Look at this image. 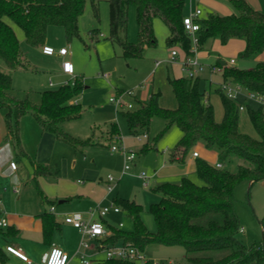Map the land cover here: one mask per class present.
Here are the masks:
<instances>
[{
  "label": "trees",
  "instance_id": "trees-1",
  "mask_svg": "<svg viewBox=\"0 0 264 264\" xmlns=\"http://www.w3.org/2000/svg\"><path fill=\"white\" fill-rule=\"evenodd\" d=\"M88 0H0V60L11 71L27 70V60L21 52L20 39L11 25L18 26L26 42L37 48L46 43L51 26L62 27L68 39L80 38L79 19ZM98 19L99 1L89 0ZM237 14L221 16L210 13L200 17L198 50L209 40L226 45L232 39L245 41L244 58H254L264 52V13L255 10L246 0H227ZM110 6V40L122 49L124 58L142 57L145 48L156 47L154 20L160 18L169 29V47L179 45L189 56L192 39L183 26L187 0H107ZM136 11L138 40L131 43L126 38L129 9ZM91 34H95L92 30ZM223 63V64H221ZM224 83H232L264 99V61L251 69L228 66L221 60ZM168 81L177 100L176 108L160 104L161 91H153L148 101H137V106L121 114L126 119L132 135L147 133L155 118L164 121V127L153 144L146 143L142 152L156 148L172 129L181 132V138L171 154V161L184 165L198 146L217 154L218 168L205 159H195L198 181L184 176L179 182L155 184L151 190L161 196L150 206L156 231L150 232L142 221L143 206L135 201L114 198V203L126 213L133 223L132 231L115 228L104 219L110 235L102 241L106 246L119 243L132 244L142 252L151 244L181 246L191 264H264L262 243L246 246L240 239L241 222L234 209L235 190L243 181L251 186L264 181V105L249 110V119L259 138L244 134L239 129L240 107L221 93L223 120L217 122L214 107L209 103L202 80L187 76ZM82 90L77 80L73 86L45 90L39 104L29 98H19L14 93L12 76L0 70V110L6 124L5 141L10 142L19 157H27L20 136V120L31 114L44 133L83 152L96 145L93 138L81 140L64 131L63 125L82 116V107L76 97ZM109 140L120 137L117 123L107 127ZM235 164V168L232 165ZM56 167L44 163L34 166V178L58 176ZM43 220L44 239L49 242L60 225L52 214L40 215ZM16 232L0 228V239L8 240ZM8 246V245H7ZM4 248L0 245V260L5 262ZM95 264H138L121 259H97ZM146 264H153L147 262Z\"/></svg>",
  "mask_w": 264,
  "mask_h": 264
},
{
  "label": "rangeland",
  "instance_id": "rangeland-1",
  "mask_svg": "<svg viewBox=\"0 0 264 264\" xmlns=\"http://www.w3.org/2000/svg\"><path fill=\"white\" fill-rule=\"evenodd\" d=\"M246 1L255 10L264 13V0ZM98 6L99 17L97 19L94 16L91 2L87 1L85 11L79 19L80 38L68 39L62 27L51 26L48 29L46 43L50 44V47L56 50L67 47L70 50V61L75 68L74 76L61 74L59 68L62 61L59 56H45L42 48L29 45L23 31L12 22L11 25L20 39L21 52L28 62L27 70L11 71L2 60H0V70L12 76L15 95L22 99L29 98L34 104L40 103L41 94L45 90L58 89L67 82L73 86L77 80L81 83L82 90L76 97V101L82 107V116L65 123L63 128L65 132L77 139L93 138L97 144L83 152H75L71 146L56 141L53 149L48 150L51 153L46 156L47 161L42 163L56 167L59 170V179L71 183L70 186L75 192L86 195L87 201L83 202L85 207H108L117 196L142 205V221L148 231L155 232L156 224L150 212V206L158 203L161 196L153 192L151 187L168 181L179 182L182 175L173 178L159 176L149 187H144V181L140 175L143 172L148 175L156 172L159 175L165 167H187V161L184 165L171 161L172 151L181 138V132L177 128L172 129L162 140L156 143V148L142 152L143 146L146 143L153 144L162 131L163 119L155 118L147 133H139L141 136L146 135L147 138L138 139L137 135L130 133L126 119L121 114V112H126L129 109L117 108L111 99L116 98L121 93L133 91L135 96H126L124 100L136 107L137 101L146 102L153 91L160 90L162 93L161 106L176 108L177 100L168 81V76L173 78L184 76L185 72L182 70V65L188 55L179 45L168 46L169 29L162 19L156 18L154 27L157 46L145 48L142 57L124 58L121 47L109 38V3L107 0H100ZM196 9L203 11L201 18L210 13L221 16L238 13L227 0H187L186 14H191ZM92 30H95L94 35L91 34ZM126 38L131 43L138 40V24L133 6L129 9ZM219 44H215L205 57L197 56L205 65V71L200 75L202 86L206 89L207 94L210 92L209 101L214 107L217 122L223 120L221 93L225 94V91L222 89L221 73L212 74L211 67L218 64L220 57L231 67L251 69L256 66V57L244 58L241 56L245 47L241 51H233V49L227 48L225 52H221L219 49L224 45L217 46ZM172 51L177 52V60H172ZM262 55L264 56V53ZM233 101L239 107H244L239 110L240 131L258 139L259 135L249 119V110H258L262 104L251 98L250 92L244 88L235 96ZM23 119L25 118L20 120L21 143L29 156L16 159L19 165L17 177L12 173V175L9 174L0 178V187L6 193V199L3 198L11 205L13 200L17 201L19 195L24 193H28L27 195L31 196V199H38L41 194H44L40 177L34 178L33 164L38 161L35 151L37 149H34L35 137L29 127L24 128L23 122L28 121L27 123H29L31 120L34 123L35 119L31 114L27 115V119ZM111 123L118 124L120 137L109 140L107 127ZM112 146H117L120 149L113 152ZM195 150L201 151L200 147L195 148ZM124 151L134 152L137 155L136 161L130 164L131 169L126 174H123L125 167ZM203 158H206L205 160L208 162L215 161L214 158L205 157V155ZM235 164L236 162L231 169L235 168ZM190 168H192L191 171L185 175L198 181L193 169L194 165ZM109 175L113 176L115 180L107 183ZM47 180L50 181V185L45 186L46 190L47 188H49L48 190L54 189V179L48 178ZM109 186L112 188L110 191ZM16 188L20 194H16ZM23 205V207L27 206L26 204ZM234 209L241 222L242 231L240 230L238 235L239 239L246 246L260 242L264 248V181L256 182L252 186L248 181L241 182L235 190ZM105 219L115 228H119V224L123 223V230H133V223L123 210L120 214L111 212ZM58 239L63 244L77 247L71 253L72 256L79 249L80 241L77 232H62L58 234ZM143 254L153 264H170V262L173 264H191L187 261L186 252L181 246L168 247L151 244L144 249ZM100 257L106 259L105 253H102ZM137 263L144 264L143 262ZM70 264H81L80 259H72Z\"/></svg>",
  "mask_w": 264,
  "mask_h": 264
},
{
  "label": "crops",
  "instance_id": "crops-1",
  "mask_svg": "<svg viewBox=\"0 0 264 264\" xmlns=\"http://www.w3.org/2000/svg\"><path fill=\"white\" fill-rule=\"evenodd\" d=\"M158 26H159V23H158ZM217 43H220V42L218 40H212V39L209 40L205 44L203 49L198 51L197 56L199 57L200 55L201 57H205L206 53L209 50H212L215 44ZM220 44L217 46H220ZM245 45L246 43L242 39H232L230 40L228 44H226V47L224 45V47H222L219 50L221 52H225L227 48H230V49H233V51H241L244 49ZM45 46H50V44L45 43ZM201 51L202 53H200ZM55 55L59 56V58L61 59L63 63L65 58L61 57L58 54H55ZM45 56H48V55H45ZM219 60L222 61V58L220 57ZM261 61H264V56L262 54L256 57L255 62L257 64L258 62H261ZM59 71L61 74H64L62 71V64L59 68ZM220 73L222 75V72ZM184 76L186 75L184 74ZM199 78L202 80L201 76H199ZM222 83H224L223 76H222ZM207 96L210 99V92H208ZM24 118L27 119V115L24 116ZM23 122H24V128L29 127L35 137L34 149H37L35 151H36L38 161L35 164H33V168H34V166L37 163H42V162L47 161L48 158L46 156L49 153H51V152H48V150L49 149L52 150L53 146L55 145V142L59 140H57L51 134L44 133L36 121L34 123L31 120L29 123H27L28 121L26 122L23 121ZM6 133L7 131H6L4 113L3 111L0 110V178H3L9 174L12 175V173H14V176L17 177V172L19 171V165L16 161V159H18L19 156L16 154V151L14 147L11 145V143L5 141ZM199 147L201 150L200 151L201 158H203V156L205 155V157L207 156V157L215 159L214 162H210V163L215 164L217 162L216 153L206 150L203 146H198V148ZM23 148L27 152L26 148L25 147ZM195 159L196 158H193L190 155L187 159V163H186L187 167H183V166L182 167H176V166L165 167L162 171H160L159 175H157V173L154 172L150 180V186L155 181V179H157L159 176L168 177V178L178 177L180 175H182V177L188 176L185 174L191 171L192 169L190 168L191 166L194 165L193 169L195 170ZM11 162H16L17 164L16 170L11 169V167L9 166ZM48 178L54 179V183H53V185L55 186L54 189L48 190L49 188H47L46 190L45 186L50 185V181L47 180ZM40 180L39 181L42 182V185H43L42 188L44 192V194L40 195L41 199L39 197L38 199H31V196L27 195L28 193L27 194L24 193L22 195H19V197L17 198L18 199L17 201L13 200L12 205L9 204L6 200H4V198L6 199V193H4L2 191V188L0 187V214L5 216L9 221V226L5 228L4 230H7L8 228H10L16 232V235L9 237L8 240H4L2 238L0 239V245L4 248V251H5L4 252L5 262L2 263V261L0 260V264H41L46 260L50 250L54 246H57L63 249L69 254L70 260L68 264L71 263L72 259L78 258L76 256V253H74L73 256L71 255V253L75 251L77 247L61 243L58 239V234H61L62 232H65V231L66 232H71V231L77 232L79 241L81 243V240L83 238L82 234L77 229H75L72 225L67 224L65 222V218L69 215H73L76 213H81L86 216L90 210L96 209L97 207L96 208H91L88 206L85 207L83 205L84 204L83 202L87 201L86 195L80 192H75L74 189H72V187L70 186L71 183L67 181H63L62 179H59L58 176L40 177ZM107 183H109L108 179H107ZM16 189H17L15 190L16 194H20V191L18 190V188ZM18 204L20 205L18 206ZM23 204H26L27 206L23 207L24 206ZM52 207L54 208L53 212L51 211ZM45 212L52 214L55 221L60 225V227L54 231L53 236L49 242L45 241L44 239L43 220L40 217V215ZM114 214H117V213H114ZM103 219L107 222L105 217ZM100 220L102 221V219ZM56 233L58 234L56 235ZM7 245H13L17 248H20L29 257L30 261L24 262L20 260L19 258L15 257L14 255L7 253L6 252ZM101 254L102 253H100L96 257L98 260L102 259L100 257Z\"/></svg>",
  "mask_w": 264,
  "mask_h": 264
},
{
  "label": "built area",
  "instance_id": "built-area-1",
  "mask_svg": "<svg viewBox=\"0 0 264 264\" xmlns=\"http://www.w3.org/2000/svg\"><path fill=\"white\" fill-rule=\"evenodd\" d=\"M203 11L201 9H196L191 14H185L183 17V26L187 33L191 35L192 39V54L187 56L182 65V69L185 72V75L188 78L196 79L200 76V74L205 70V65L200 62L197 57L198 48H199V40L197 37V33L200 31V23L199 18L202 16ZM42 51L45 55L53 56L55 54L64 57L65 60L62 63V71L65 75L74 76L75 68L72 62L70 61V50L67 47H62L58 50L54 49L50 46H44ZM172 60H177L178 54L176 51H172L171 53ZM213 73L222 72V69L219 66H213L211 68ZM70 82H67L65 85H68ZM52 85V83H51ZM222 89L225 91V94L228 98L234 99L235 96L242 90V87L238 85H234L232 83H223ZM126 96L134 97L135 93L133 91H127L119 94L116 98H112L111 102L116 105L117 108L125 107L127 109H133L134 105L131 103H127L124 99ZM250 97L259 101L262 105H264V99L254 94L250 93ZM244 107L240 106V110ZM138 139L147 138L146 135L136 136ZM120 148L117 146H112V151L116 152ZM125 154V167L123 170V174H126L131 169V163L136 161L137 155L134 152L128 153V151H124ZM191 156L193 158H199L200 152L195 150ZM218 168H222L221 163H216ZM10 167L13 170L17 169L16 162H11ZM140 177L144 181V186H150V180L152 175H148L143 172ZM108 182H113L115 178L111 175L108 176ZM112 188L109 186V191ZM51 211H54V208H51ZM110 212L121 213L122 209L117 206L114 202L111 203L108 207L104 208H96L90 210L87 215H83L81 213H76L73 215H69L65 218V222L67 224L72 225L75 229H77L82 234V240L80 243V247L76 252V256L80 259L81 264H95L97 263V256L100 253H105L106 259H121L128 260L133 262H143L146 264L149 262L143 252L139 250L136 246L132 244H124L119 243L117 245H109L106 246L102 243L109 235L110 232L105 226V224L100 220L106 217ZM9 226L8 219L0 214V228L5 229ZM124 224L120 223L119 228H123ZM242 231V229H241ZM6 252L14 255L24 262H29V257L20 249L13 245L6 246ZM70 260L69 254L63 249L54 246L50 250L46 260L41 264H68ZM170 264H173L170 262Z\"/></svg>",
  "mask_w": 264,
  "mask_h": 264
},
{
  "label": "water",
  "instance_id": "water-1",
  "mask_svg": "<svg viewBox=\"0 0 264 264\" xmlns=\"http://www.w3.org/2000/svg\"><path fill=\"white\" fill-rule=\"evenodd\" d=\"M221 64H223V63H221Z\"/></svg>",
  "mask_w": 264,
  "mask_h": 264
}]
</instances>
